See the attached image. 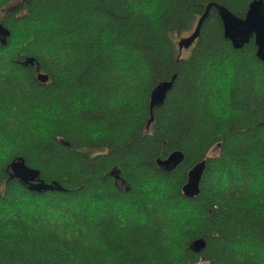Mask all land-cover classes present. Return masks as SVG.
I'll list each match as a JSON object with an SVG mask.
<instances>
[{
    "label": "trees",
    "instance_id": "1",
    "mask_svg": "<svg viewBox=\"0 0 264 264\" xmlns=\"http://www.w3.org/2000/svg\"><path fill=\"white\" fill-rule=\"evenodd\" d=\"M252 1L0 0V264H264V63L214 7L196 32L208 5L243 18ZM19 158L61 190L12 178Z\"/></svg>",
    "mask_w": 264,
    "mask_h": 264
},
{
    "label": "water",
    "instance_id": "2",
    "mask_svg": "<svg viewBox=\"0 0 264 264\" xmlns=\"http://www.w3.org/2000/svg\"><path fill=\"white\" fill-rule=\"evenodd\" d=\"M211 7H214L220 18L223 29V37L228 40L233 49H241L253 39L256 47V57L264 63V0H253L247 9L243 18H238L219 5H208L205 13L199 20L196 32L202 21L205 19ZM0 34L3 38L9 36V32L3 29L0 25ZM195 35H192L194 40ZM27 64L32 65L33 60L28 59ZM36 78L40 83H46L48 76L41 73L39 68L36 67ZM175 76L169 81L161 82L156 85L150 93L149 108L150 111L157 106H160L166 97V94L171 90ZM184 156L181 152L175 151L168 155L167 158L156 161L158 168L169 173L173 171L178 165L182 163ZM206 161L203 160L195 164L187 173L185 184L181 188V193L187 198H194L199 194V185L205 171ZM11 177L19 180L30 191L44 192L52 191L54 188L61 190L56 183L46 184L39 178V172L35 169L29 168L24 161L19 158L10 164ZM205 248V242L202 239L195 240L191 249L194 252H200Z\"/></svg>",
    "mask_w": 264,
    "mask_h": 264
},
{
    "label": "rangeland",
    "instance_id": "3",
    "mask_svg": "<svg viewBox=\"0 0 264 264\" xmlns=\"http://www.w3.org/2000/svg\"><path fill=\"white\" fill-rule=\"evenodd\" d=\"M17 5V2H12L11 4H8L5 7L6 11H10L12 10L15 6ZM193 30H194V26L193 29H191V31L187 32V33H183L181 35H176L174 38V42L175 45L177 46V48H180V56L184 57L188 54L189 52V47L192 45L193 40L190 42L191 38H192V34H193ZM178 48V49H179ZM218 150L216 147H213L209 153L208 156H215L217 154Z\"/></svg>",
    "mask_w": 264,
    "mask_h": 264
}]
</instances>
